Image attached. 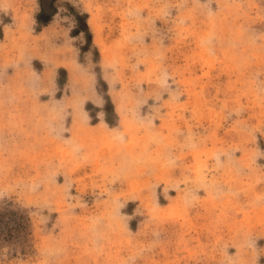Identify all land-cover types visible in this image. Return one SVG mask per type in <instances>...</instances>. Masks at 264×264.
<instances>
[{
  "label": "rangeland",
  "instance_id": "rangeland-1",
  "mask_svg": "<svg viewBox=\"0 0 264 264\" xmlns=\"http://www.w3.org/2000/svg\"><path fill=\"white\" fill-rule=\"evenodd\" d=\"M0 264H264V0H0Z\"/></svg>",
  "mask_w": 264,
  "mask_h": 264
}]
</instances>
